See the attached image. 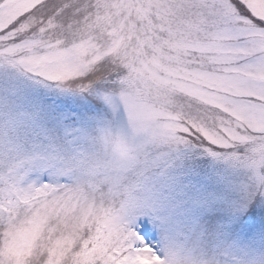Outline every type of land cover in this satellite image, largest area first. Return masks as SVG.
Instances as JSON below:
<instances>
[{
	"label": "snow or ice",
	"instance_id": "1",
	"mask_svg": "<svg viewBox=\"0 0 264 264\" xmlns=\"http://www.w3.org/2000/svg\"><path fill=\"white\" fill-rule=\"evenodd\" d=\"M0 264H264V0H0Z\"/></svg>",
	"mask_w": 264,
	"mask_h": 264
}]
</instances>
